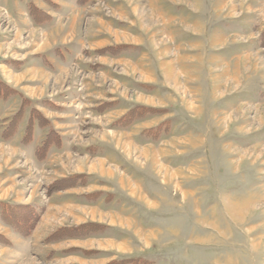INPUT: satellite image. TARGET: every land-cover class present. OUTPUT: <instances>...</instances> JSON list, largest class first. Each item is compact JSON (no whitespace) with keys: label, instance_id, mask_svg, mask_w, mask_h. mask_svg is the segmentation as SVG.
Returning <instances> with one entry per match:
<instances>
[{"label":"rangeland","instance_id":"rangeland-1","mask_svg":"<svg viewBox=\"0 0 264 264\" xmlns=\"http://www.w3.org/2000/svg\"><path fill=\"white\" fill-rule=\"evenodd\" d=\"M0 86V264H264V0H0Z\"/></svg>","mask_w":264,"mask_h":264},{"label":"trees","instance_id":"trees-1","mask_svg":"<svg viewBox=\"0 0 264 264\" xmlns=\"http://www.w3.org/2000/svg\"><path fill=\"white\" fill-rule=\"evenodd\" d=\"M1 87L2 86H0V97H3L5 99L6 97L9 96V94L7 93V91L5 90L4 87H2V90H1ZM28 103H29V101L27 99H25L21 105L20 110L16 114L15 118H18L19 120L22 118L23 114L25 113V110L27 108ZM135 110L137 111L136 108L130 110L132 120H136V119L140 118V112L139 111H138L139 114L134 115ZM123 118L126 119L127 116L123 117ZM49 122H50V120L38 109L36 110L33 108V109H31V111H29L27 124H26L25 130H24V135L22 138V143L24 145H30L32 143L36 126L42 128V129H47L46 136L44 137L42 142L39 144V146L36 148V157L39 159H44L45 156L48 154L49 150L53 146L61 147V145H62V137L60 136L58 131L52 127V125H51L52 123L50 124ZM120 122L121 121H119V123ZM12 123L8 127H5V129L2 132V137H4V138H10L11 137L12 138L15 135V132H17L18 128L12 127ZM18 207L19 206H17V207L13 206L12 207L11 205H5V204L1 205L2 210L4 209L2 212L4 213V211L6 210L5 213L6 214L8 213L12 218H13V216L14 217L16 216L14 213V209H17ZM30 211L31 210H29L26 214L32 216V214H30ZM33 211L35 214H37L35 210H33ZM34 220H36V218H34V216H33L32 220L29 218H25V219L19 218L17 223H12V226L16 229L17 232H19L20 234H24L25 232L28 231V229H30L32 224H35Z\"/></svg>","mask_w":264,"mask_h":264},{"label":"crops","instance_id":"crops-1","mask_svg":"<svg viewBox=\"0 0 264 264\" xmlns=\"http://www.w3.org/2000/svg\"><path fill=\"white\" fill-rule=\"evenodd\" d=\"M69 108H70V107H69ZM69 108H68V109H66V110H67V113H68V115H70V112H69V110H70V109H69ZM43 113H44V112H43ZM44 115H45L46 117H48V116H47L45 113H44ZM24 130H25V129H24ZM57 131H58V130H57ZM58 133L60 134V132H59V131H58ZM20 134H21V133H20ZM46 134H47V133H46ZM63 134H66V133H65V132H63ZM23 135H24V133H23ZM45 136H46V135H45ZM60 136L62 137V145H61V147H63L64 143H65V146H67V145H68V143H69V141H70L69 137H68V136H66V135H65V136H63V135H61V134H60ZM18 137H21V135H19ZM65 137H66V138H65ZM22 138H23V136H22ZM22 138H21V141H22ZM43 139H44V138H42V139L39 141V144L42 142V140H43ZM34 141H36V137H34V138H33V141H32V143H33ZM32 143H31V144H32ZM31 144H30V145H31ZM39 144H36V146H35V147L37 148V147L39 146ZM61 147H56V146H53L52 148H58V149H59V148H61ZM35 151H36V149H35Z\"/></svg>","mask_w":264,"mask_h":264}]
</instances>
